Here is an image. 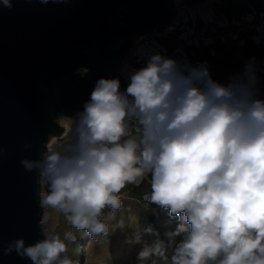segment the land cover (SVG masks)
Here are the masks:
<instances>
[{
  "label": "clouds",
  "instance_id": "9594fccd",
  "mask_svg": "<svg viewBox=\"0 0 264 264\" xmlns=\"http://www.w3.org/2000/svg\"><path fill=\"white\" fill-rule=\"evenodd\" d=\"M77 132L63 152L23 161L39 168L45 208L92 237L107 235L104 210L120 209L126 184L151 174L145 200L182 221L167 234H183L170 264H264V99L154 55L125 91L119 78L99 79ZM15 250L33 264H73L58 235L29 246L18 240ZM152 254L165 250L158 243L139 258Z\"/></svg>",
  "mask_w": 264,
  "mask_h": 264
},
{
  "label": "water",
  "instance_id": "95a60500",
  "mask_svg": "<svg viewBox=\"0 0 264 264\" xmlns=\"http://www.w3.org/2000/svg\"><path fill=\"white\" fill-rule=\"evenodd\" d=\"M197 5L209 0H182ZM176 0H0V264H33L15 250L44 239L39 168L61 115L79 119L101 78L121 81L136 37L164 30ZM88 69L81 75L78 69Z\"/></svg>",
  "mask_w": 264,
  "mask_h": 264
},
{
  "label": "rangeland",
  "instance_id": "374dc122",
  "mask_svg": "<svg viewBox=\"0 0 264 264\" xmlns=\"http://www.w3.org/2000/svg\"><path fill=\"white\" fill-rule=\"evenodd\" d=\"M217 0H210L214 4ZM226 7L233 3L244 4L248 0H223ZM251 1V0H249ZM215 58L201 59L198 56L197 66L210 65L215 78L229 80L233 74H245L262 86L260 98L264 99V70L259 66L257 48L249 46L240 48L234 43L218 45L215 48ZM84 69V68H81ZM62 116V115H61ZM66 116V115H64ZM70 117V116H69ZM61 117L59 116V120ZM68 130L62 136H52L47 142V152H63L71 147L78 138L77 126L79 119L68 116ZM58 120V121H59ZM60 122V121H59ZM63 125V124H62ZM44 154V156H45ZM45 182L41 179V194L47 191ZM140 188L126 184L118 194L121 201L120 209L113 211L105 209L102 217L107 224V235L90 236L86 230H79L72 226L66 216L53 208L43 206L42 227L45 236L58 235L65 240L67 255L73 264H170L175 247L183 239V234L170 238L167 234L174 232L182 222L180 218L172 217L169 211L154 204L140 201ZM156 211V226H152L151 234H147L145 224L149 215ZM71 233L75 240L65 239V234ZM84 244V255L78 257V249ZM161 244L165 250L164 256L156 254L141 260L139 253L145 249L154 248Z\"/></svg>",
  "mask_w": 264,
  "mask_h": 264
},
{
  "label": "built area",
  "instance_id": "2783aa9c",
  "mask_svg": "<svg viewBox=\"0 0 264 264\" xmlns=\"http://www.w3.org/2000/svg\"><path fill=\"white\" fill-rule=\"evenodd\" d=\"M209 1L186 5L182 0H176V15L170 23L165 24L164 30L154 29L134 39L119 67L127 85L131 74L145 66L154 55L173 59L180 69L187 72L194 68H204L197 67L195 61L204 47H209L212 54H216L215 44L228 40L235 41L238 46H244L250 41L255 45H264V5L258 8L248 2L245 11L233 12L225 8L223 0H217L214 4ZM261 63L264 67V58ZM213 81L224 86L243 85L254 96L261 93L260 86L246 76L237 77L234 83ZM131 186L140 188V201L152 203L144 198L152 191L151 174L139 184L131 183Z\"/></svg>",
  "mask_w": 264,
  "mask_h": 264
},
{
  "label": "trees",
  "instance_id": "16d2710c",
  "mask_svg": "<svg viewBox=\"0 0 264 264\" xmlns=\"http://www.w3.org/2000/svg\"><path fill=\"white\" fill-rule=\"evenodd\" d=\"M248 2H252L256 7H258V8H261V7H263V5H264V0H251V1H246V3H244V4H236V2L235 3H233L232 4V6L231 7H226L225 6V8L226 9H232L233 10V12H236V11H239V10H242V11H245L246 9H247V5H248ZM228 43H234L236 46H238V44L235 42V41H233V40H228V41H226V42H224V43H217V44H215V48H217L218 47V45H224V44H228ZM254 46V47H256L257 48V54L259 55V57H258V59H259V66H260V68L261 69H263L264 70V67H263V65H262V59L264 58V45H255L254 43H252L251 41L248 43V44H246V45H244V46H238V47H240V48H247V47H249V46ZM200 53H202V57H201V59L203 58V57H205L206 59H209V58H215V56L217 55V52H216V54H212V52L210 51V49H209V47H204V49L203 50H201L200 52H199V54H198V56L200 55ZM198 56L196 57V59H195V61L197 60V58H198ZM196 65H197V63H196ZM197 67H200V66H197ZM201 67H204V68H206L207 70H208V72H209V76L211 77V79L212 80H219L220 82H222V83H224V84H227V83H234L235 82V80L237 79V77H240V76H246V77H248L249 79H250V81H252L254 84H256V85H259L260 86V88H261V93H262V86H261V84L260 83H258V82H254L253 80H252V78L251 77H249V76H247V75H245V74H233L232 75V77L229 79V80H224V79H219V78H215L213 75H214V73L212 72V70H211V66L210 65H204V66H201ZM261 93H260V95H258V96H255L256 98H260V96H261ZM156 211H153L150 215H149V218H148V220H147V222H146V224H145V227H146V232H147V234H151V231H152V226L154 225V226H156V220H155V216H156Z\"/></svg>",
  "mask_w": 264,
  "mask_h": 264
},
{
  "label": "bare ground",
  "instance_id": "6f19581e",
  "mask_svg": "<svg viewBox=\"0 0 264 264\" xmlns=\"http://www.w3.org/2000/svg\"><path fill=\"white\" fill-rule=\"evenodd\" d=\"M61 118V120H59L60 122L59 123H61V124H63V126L66 128V130H68V120H65V119H63V117H66V116H64V115H62V116H60ZM68 119H70V117L68 116ZM83 243L81 244V246H80V248L78 249V257H82L83 255H84V247H83Z\"/></svg>",
  "mask_w": 264,
  "mask_h": 264
}]
</instances>
